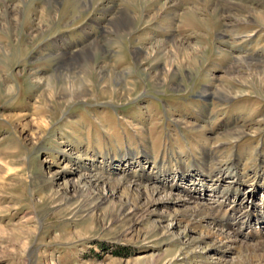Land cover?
I'll return each instance as SVG.
<instances>
[{"label":"rangeland","instance_id":"rangeland-1","mask_svg":"<svg viewBox=\"0 0 264 264\" xmlns=\"http://www.w3.org/2000/svg\"><path fill=\"white\" fill-rule=\"evenodd\" d=\"M108 2L134 11L132 32H108L106 19L113 14L101 12ZM146 2L135 11L122 0H92L82 10L77 0H60L54 11L41 15L45 0H0V264H218L216 257L243 264L239 250L252 237L234 236L235 253L223 246L228 242L211 218H222L229 205L219 208L221 197L200 184H217V193L240 184L238 199L264 211V75L245 68L226 72L236 55L264 62V23H231L227 17L233 11L214 8L215 0H176L169 29L166 17L144 20L142 13L157 11L156 2ZM230 2L236 13L246 5V0ZM7 12H16L18 20L7 24ZM172 34L199 51L182 66L174 64L176 74L156 85L151 76L163 57L137 62L134 51L170 50ZM111 37L115 41L104 42L101 63L121 79L127 94L112 92L114 85L94 73L84 75L82 98L46 93L39 79L55 74L63 59L70 67L76 64L65 49L75 52L91 39ZM219 87L244 93L224 99L215 93ZM38 118L48 122L43 131L33 123ZM62 149L78 156L74 165ZM88 172L103 178L83 195L79 184L66 183L81 175L82 183L94 181ZM51 176L48 184L43 181ZM117 176L144 194L130 195L105 181ZM146 187L163 195L150 197ZM190 188L193 199L186 194ZM89 193L108 198L93 213L87 210ZM175 197L188 200L193 210L200 204L205 221L194 230L180 221L162 235L160 228L169 227L172 215L185 207ZM127 202L148 206L150 215L135 224L134 217L122 216ZM244 222V231L264 237V222ZM152 225L157 229L149 231ZM182 230L184 237L173 240ZM202 236L200 248L182 243Z\"/></svg>","mask_w":264,"mask_h":264},{"label":"bare ground","instance_id":"bare-ground-1","mask_svg":"<svg viewBox=\"0 0 264 264\" xmlns=\"http://www.w3.org/2000/svg\"><path fill=\"white\" fill-rule=\"evenodd\" d=\"M58 1L60 0H45V8L41 10V13H42L41 15H46V13L50 14L51 11H54L55 4L58 3ZM77 1H78V7H80L82 10H85L86 8H88L89 3L92 0H77ZM160 1L158 2V0H122L123 3L133 6L134 8L133 10L135 11L139 10L140 3L144 4V2H146V4H148L150 2H156L155 8L157 9L154 8V10L155 11L157 10V11L154 12L152 15L151 13L150 15L149 13H145V14L142 13L144 20L146 22H149L151 20H157L159 17H166L167 25H169L168 28L172 29L174 22L176 20V16H177L173 9L176 7L177 2L176 0H163L162 2ZM219 6L222 12L229 13L231 10L233 11L232 13L228 14L227 20L229 22H231V20L233 19H238L242 21L257 19L258 21L264 23V5H262V2L258 0H246V5L243 4V7L241 6H239L240 8L237 7V9L239 8L238 9L239 12L237 13L236 11H234L236 9L235 8L236 4L230 2V0H217V1L215 0L214 8L215 7L218 8ZM116 8L117 7L114 4L112 5L108 2L103 8H101V12L102 13L109 12L110 14H113L111 18L106 19L107 25L110 26L109 28L110 31L108 32H113L114 35L116 36H124L128 34V32L130 33L134 30V23L136 20V15L134 14V11L129 10L125 7L122 9L120 8L116 9ZM240 10H242V13H240ZM148 11L145 10V12H148ZM17 13L14 12V13L9 14L7 12L4 18L7 24L11 25L13 22H16L18 20V17L16 15ZM231 23H228L227 26H230ZM161 28L166 29L167 26L161 27ZM171 37H173V40L171 42L170 50H167L166 47L159 46L158 48L152 49L150 51H144L143 49H139V48L138 49L136 48L134 51V57L137 62H142V60H146L151 55H154V54H160L163 57V62L157 65V69L155 68L156 71L151 76V78L155 80L156 85H161L162 81L166 80L167 78H171L176 74V70H174V64L177 63L180 66H182L183 61L185 59H192L193 55L199 51L198 47H195V46L193 47L189 45L185 46L184 44L179 43V41L176 40V37L174 34H172ZM114 41L115 39L112 37L106 38L105 40L91 39L88 43H86V45H84L83 48L77 49L75 52L65 49V51H67L68 54H71L70 55L71 58L75 59L76 64L70 67L67 61L63 59L60 61L61 62L60 65L57 66L55 74H51L45 77V79H39L38 82L46 87L45 89L46 93H48L52 97L55 94L57 95L61 94L66 100H71L74 98H82L81 96L85 95L86 88L84 87V83L82 82V80L84 79V75L86 73H94L96 74V77L99 80H103L105 83H111L114 85L113 90H111L112 92H116L124 96L123 94H127L128 90H124L123 92L124 86L122 85L123 83L121 79L118 78V76L114 73L113 70L110 69V67L107 64L104 65L101 63V61H103L102 60V54H103L102 48H103L104 42L113 44ZM235 61L236 63L234 65L227 68L226 70L227 74L233 75L234 72L237 71L239 68H245L247 69L248 74L260 73L264 75V62H262L260 58L254 59V58H247L242 55H236ZM215 93L224 99H228L234 95L240 96L244 92L242 91L233 92L232 91L231 92L233 93L232 95L231 93H229V91H227V89H224L223 87L222 88L219 87V89H217ZM41 95H42L41 99L45 97L44 94H41ZM39 107L40 106H38V109H40ZM33 123L35 124L36 129H39L40 131H43L48 124V122L43 118H38V120H36ZM241 131H242L241 129H236L235 132L239 133ZM60 153L62 154V156L65 157L66 160L71 161L72 165L75 164L74 161L76 160V158H78V156L75 157V156H71L70 153H66L65 149H62ZM145 154H147V152ZM62 170L63 171L68 170L66 165L64 166ZM193 170H197V172H199L198 168L196 169L194 168ZM215 170H217V168H215ZM88 175H89L88 178H91L94 181L90 180V181H85L82 183L81 181L83 179V175H81L78 178L68 179L66 183L69 184L72 181V183L79 184V186L81 187L79 193L83 195L89 190L90 184H92L91 182L97 183V180H100L101 178H103L101 176H97L96 174L92 172H88L87 176ZM180 176H181V172H180ZM54 178L55 176L54 177L51 176L47 178L45 177L43 181L48 184V182H50ZM112 179H113L112 181L109 179H105V181L108 183L114 184V186L118 188H122L127 194H130V193L131 194L137 193V195L144 194L140 190H135L131 183L126 185L127 181L124 180L120 176L114 177ZM219 180H220V176L219 178L216 179V181L219 182ZM203 183L204 182L200 184V186L203 187V189H206V188L207 190L210 189L209 190L210 192H214L213 194L221 197V200H218L219 203H217L219 208L229 205V207L226 210H224L222 218L218 220H216L213 217L211 218V222H213V224L217 227V230H220L224 234L222 237L225 238L228 242L224 244L223 246H225L227 250L229 251L232 250V252L235 253L238 248L234 249V244L239 240H237L234 236L237 237L238 235L243 234L244 237H250V238L252 237L253 242H251L250 244L249 242H245L248 244H244L243 247L239 250V253L241 254V258L243 259L242 263L243 264H247V263L248 264H264V237L260 234H256L254 231L247 232V231H244L243 229V226L248 227V223L245 224L244 221L250 222V220L256 218L258 221L264 222V211H262L260 214L259 213L260 210H258V208H256L254 204H250L248 205L249 206L248 207L245 205L246 203H244L243 200L238 199L239 194H241V191L238 189V185L240 184L233 183V184H230L229 186H224L221 193H217L218 192L217 184H213L212 186V185L205 183L206 185L205 186ZM135 188L138 189L140 187L136 186ZM191 190L192 188L187 189L186 194L189 196L188 198L193 199L194 196ZM232 190H234V192H232ZM145 192H146V195L150 197L156 196L158 194L163 195V192L157 187H146ZM230 193L233 194V196H237L236 197L237 199L233 197L234 199L230 200ZM89 195L90 197L87 203L90 205V207L89 209H87L88 212L93 213L95 209H98L101 205L105 204L108 200L107 197L105 196L98 197V195L96 196L95 193H89ZM164 197L169 198V199L172 198L171 195H166ZM173 199L175 200L176 203H181L183 201V203H185V207L181 210L179 209L176 214L172 215L173 217L172 224L169 225V227L160 228V233L162 235L169 234L170 228L171 227L173 228L174 224H175V227L176 225L180 227L181 225L179 224L180 221H184V223H186L188 227L191 226L192 227L190 228L191 230H194V227L196 224H201L205 221V215H204L205 211L202 209V206L200 204H199V207L193 210L189 208L188 205L190 204L188 200H185L184 198L179 199L178 197H175ZM242 206L244 210H242L241 208ZM150 210L151 209H149L148 206L141 207V206H138L137 203L131 204L130 202L129 203L127 202V204L124 205L122 209V216L126 217L130 215L134 217V221L136 224L146 219L147 216H149L151 213ZM239 218H243V220L240 222ZM153 225L149 227L150 229L149 231H151L152 229L153 230L157 229L156 226H153ZM205 227L207 228V235H210V227L207 224ZM223 228L229 229L230 232H227ZM185 232L186 230L180 231L179 232L180 234L177 236H173L172 239L181 240V238L184 237ZM203 241H204V236L198 237V238H191V239L186 238L185 240L182 241V243L185 245V247H188V248L192 247L194 249L197 247L200 248L201 247L200 245L203 243ZM221 251H225V250L221 249ZM187 253H189L188 255L190 254L192 255L194 253V250H189V252ZM210 254H211L210 256H214L215 253L210 252ZM174 260L176 259L174 258ZM181 260H183V258ZM216 263L236 264V262L232 259L222 260L218 257H216Z\"/></svg>","mask_w":264,"mask_h":264}]
</instances>
